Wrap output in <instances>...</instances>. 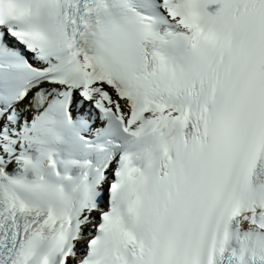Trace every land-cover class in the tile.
<instances>
[{
    "label": "snow or ice",
    "instance_id": "snow-or-ice-1",
    "mask_svg": "<svg viewBox=\"0 0 264 264\" xmlns=\"http://www.w3.org/2000/svg\"><path fill=\"white\" fill-rule=\"evenodd\" d=\"M0 264H264V0H0Z\"/></svg>",
    "mask_w": 264,
    "mask_h": 264
}]
</instances>
